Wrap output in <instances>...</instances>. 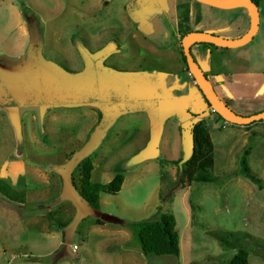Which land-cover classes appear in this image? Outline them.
<instances>
[{"label":"rangeland","instance_id":"obj_1","mask_svg":"<svg viewBox=\"0 0 264 264\" xmlns=\"http://www.w3.org/2000/svg\"><path fill=\"white\" fill-rule=\"evenodd\" d=\"M105 1L0 0V182L9 186L13 193L23 192L22 199H16L0 189V264H209L211 260L223 261L232 257L236 250L223 247L208 233L211 230L224 234L234 232L241 242L255 246L257 239L246 238L244 232L264 240V231L255 234L246 221L252 205H256V198L253 194L245 196L246 191L232 190L234 181L230 183L229 177L222 173L220 162L214 170L219 177L215 182L183 184L178 172L176 175L167 172L170 179L166 184L171 183V179L182 183L173 189V198L166 200L170 203L164 205V212H172L177 219L180 256L145 255L132 231L125 226L127 221L159 217L151 215L150 207L144 205L152 195L154 184L159 181L158 173H151L140 182L127 183L117 194L102 192L99 209L93 208L80 195L77 186L81 184L84 159H97L99 153L105 151L118 154L121 144L131 133L115 129L117 114L107 113L98 125H93L94 119L88 116L77 119L71 113L63 116L62 112L58 113L56 121H50L46 114L49 105L41 63L49 61L69 68L65 54L72 39L90 52L87 50L89 45L83 41L88 30L82 32L76 22L80 5L98 6L101 12L96 20L102 22V26L107 22L105 18L110 16L111 21L118 17L124 5H130V10L136 6L139 9L150 7L153 11L161 10L164 4L172 6L167 0H109L107 4ZM258 3L264 8V0H258ZM139 12L136 17L168 28L169 38H166L165 30L160 39H172L174 21L170 8L166 13ZM261 23L262 29L255 34L252 45L253 60L249 63L254 69L264 68V11H260ZM23 26L29 28L30 35H24ZM102 36L115 38L109 30ZM23 40L24 47L21 45ZM130 51L138 53L141 48L132 46ZM104 53L106 51L100 48L96 55ZM158 63L153 58L138 61L144 66H157ZM45 65L46 68L52 66L50 63ZM10 72L14 73L9 76L7 73ZM123 80H118L122 87L115 90L113 97L102 94L100 102L113 101L108 107L115 113L128 106L127 101H122L129 95L123 88ZM114 97L121 100L117 102ZM16 110L18 114H15ZM9 111L14 112V122L7 119ZM140 120L125 115L120 123L133 130L140 125ZM47 129L55 134L51 135ZM80 130L79 139H69ZM107 140L111 144L102 151L101 148L109 144ZM248 160L252 172L264 184V172H258L261 165L253 162L252 157ZM233 169L234 177H245L252 182L240 170L236 173L237 167ZM99 171L93 172L95 182H108L114 174L129 170L120 161L113 163L106 173ZM220 191L222 194L217 196ZM186 206L194 219L192 225ZM250 257L251 264H264L261 255L253 252Z\"/></svg>","mask_w":264,"mask_h":264},{"label":"crops","instance_id":"obj_2","mask_svg":"<svg viewBox=\"0 0 264 264\" xmlns=\"http://www.w3.org/2000/svg\"><path fill=\"white\" fill-rule=\"evenodd\" d=\"M167 1L171 2L172 6L164 4L161 10L154 11L150 7L139 9L136 6L130 10V5H124L118 17L111 21L110 16L104 19L107 21L104 26L96 20L101 12L98 6L80 5L76 22L82 32L84 29L88 30L87 36L83 35V41L89 45L87 50L90 52L72 39L65 54L69 68L64 69L60 65L45 61V64L52 65L46 68L44 62L41 63L45 71L44 86L49 105L46 114L50 121H56L60 112L63 116L71 113L72 117L77 119L88 116L94 119L93 125H98L107 113L117 114L114 120L115 129L131 134L121 144L118 154L105 151L111 144V141L107 140V147L101 148L105 152H100L97 159L91 157L94 163L93 172L100 170L99 172L106 173L113 163H125L129 171L122 172L125 175L122 188L127 183L140 182L149 174L158 173L159 181L154 184L152 195L144 204L150 207L151 215L157 216L164 212V205L170 203L160 198L162 172L177 174L193 152V125L200 120H206L215 146V167L220 162L222 173L229 177L230 183L234 181L231 184L232 190L246 191L245 196L254 195L256 205H252L251 215L246 221L251 224L255 234L261 233L260 231H264V188L245 177H234L232 174L235 173L233 167H237L236 173L239 170L241 172V158L246 150L250 152L248 158L252 157L253 162L261 165L258 172H264V119L249 124H235L214 113L190 73L181 52L183 37L192 31L207 32L231 40L244 37L251 28L252 9L248 6L218 7L199 0ZM105 2L107 4L110 1ZM169 8L174 21L170 41L159 38L164 35L165 30L168 35L166 38H169L168 28L158 27L161 24H151L147 18L136 17L141 10L147 14L155 11L166 13ZM259 10L262 13L264 8L259 7ZM24 22L25 20L22 21ZM22 28L24 35H30L27 26ZM261 29L262 23H259L257 33ZM107 30L115 35L114 39L112 36H102ZM86 37H89L88 41ZM254 39L255 35L249 42L236 47L201 42L191 45V52L196 56L203 74L208 76L216 93L223 101L228 102L235 112L242 115L264 110V68L254 69L249 65L253 60ZM21 45H26L25 40ZM132 46L141 48V51L131 52ZM100 48L106 53L97 56ZM142 58H153L159 63L157 66L138 64ZM13 73L7 74L11 76ZM121 78L124 79L123 88L129 94L122 101H127L128 106L115 113L108 107L113 105V101H105L103 104L100 102L102 94L108 93L113 97L115 90H120L122 86L118 80ZM114 100L119 102L121 99L114 97ZM101 107L105 111H102ZM16 111L15 114H18V110ZM125 115L141 118L140 125L133 130L127 129L120 123ZM13 117L14 112L9 111L7 119L14 122ZM68 121L71 122V119ZM47 131L51 135L55 134L53 130ZM80 132L81 130L71 134L69 139H79ZM170 160L181 162L173 164ZM113 177H109V181ZM225 185L227 187V183ZM220 194L221 191L217 196ZM185 209L192 225V214L187 206ZM234 250L237 252V249ZM214 261L216 260H211L209 264Z\"/></svg>","mask_w":264,"mask_h":264},{"label":"trees","instance_id":"obj_3","mask_svg":"<svg viewBox=\"0 0 264 264\" xmlns=\"http://www.w3.org/2000/svg\"><path fill=\"white\" fill-rule=\"evenodd\" d=\"M257 4L258 0H254ZM204 44H212L208 42H201ZM183 59L186 62L187 58L183 52ZM206 80L209 78L204 74ZM210 86L213 88L211 83ZM214 89V88H213ZM215 90V89H214ZM207 100V98H206ZM208 104L209 101L207 100ZM224 104L230 111L237 114L227 102ZM220 116V115H219ZM224 119L222 116H220ZM263 120V119H262ZM193 138V152L192 155L184 161L182 168L178 171L183 184H192L194 182H215L219 179L215 175V146L206 120H200L192 127ZM249 150H246L241 158V172L254 183H257L261 188L264 187L262 180L252 172L249 165L248 155ZM162 162H164L162 160ZM172 163H180L181 160H172ZM94 163L91 157H87L82 165L81 184L79 188L80 195L91 205L93 208L99 209L101 206V193L117 194L123 186L125 175L122 172L117 173L109 182H95L92 180ZM167 172H162V189L160 198L164 201L173 198V189L180 183L177 179H171ZM181 183V184H182ZM165 185L168 187L165 188ZM0 189L6 193L11 194L14 198L22 199L23 192H14L9 186L0 182ZM65 225V224H62ZM177 220L172 212H161L157 219H140L135 221L125 222V226L133 233L134 239L139 243L145 255H174L179 256L181 253L180 233L176 227ZM216 238L223 247L237 249V252L230 260L227 261H214L211 264H250V255L255 252L264 258V240L254 236L250 232H244L246 238L257 239L255 246H250L247 243L241 242L236 233L229 232L224 234L219 230H211L208 232Z\"/></svg>","mask_w":264,"mask_h":264},{"label":"water","instance_id":"obj_4","mask_svg":"<svg viewBox=\"0 0 264 264\" xmlns=\"http://www.w3.org/2000/svg\"><path fill=\"white\" fill-rule=\"evenodd\" d=\"M204 3H208L218 7H234V6H248L252 9V24L249 32L242 38L236 40L226 39L215 34L192 31L187 33L182 39L183 52L187 58L188 67L190 73L196 80L204 96L209 101L210 105L216 110V112L222 116L225 120L235 124H249L257 120L264 119V110L251 115L235 114L229 110L224 104L223 100L216 93V91L210 86L206 80L202 69L198 62L195 60L191 52V45L197 42H208L220 46L236 47L249 42L253 36L257 33L260 23V10L259 5L254 0H199Z\"/></svg>","mask_w":264,"mask_h":264},{"label":"built area","instance_id":"obj_5","mask_svg":"<svg viewBox=\"0 0 264 264\" xmlns=\"http://www.w3.org/2000/svg\"><path fill=\"white\" fill-rule=\"evenodd\" d=\"M212 111L214 112V113H216V110L212 107Z\"/></svg>","mask_w":264,"mask_h":264}]
</instances>
